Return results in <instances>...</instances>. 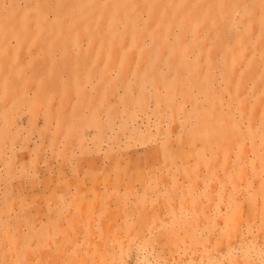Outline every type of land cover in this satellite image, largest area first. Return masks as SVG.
<instances>
[{
    "label": "rangeland",
    "instance_id": "obj_1",
    "mask_svg": "<svg viewBox=\"0 0 264 264\" xmlns=\"http://www.w3.org/2000/svg\"><path fill=\"white\" fill-rule=\"evenodd\" d=\"M0 264H264V0H0Z\"/></svg>",
    "mask_w": 264,
    "mask_h": 264
}]
</instances>
